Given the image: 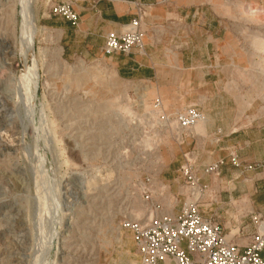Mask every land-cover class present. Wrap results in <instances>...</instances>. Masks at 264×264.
Here are the masks:
<instances>
[{"label":"rangeland","instance_id":"374dc122","mask_svg":"<svg viewBox=\"0 0 264 264\" xmlns=\"http://www.w3.org/2000/svg\"><path fill=\"white\" fill-rule=\"evenodd\" d=\"M24 1L35 26L26 65L19 50ZM44 2L0 0V264H129L111 246L130 243L120 223L144 214L138 182L148 176L157 189L169 184L170 200L182 202L179 183L158 181L182 156L168 137L148 153L130 136L121 144L100 140L118 132L119 112L133 110L137 84L104 61L63 56L54 33L36 21ZM224 3L240 8L234 26L245 57L229 84L264 115V34L254 27L264 9L252 0ZM243 218L238 229L224 230L228 240L243 242L242 229L253 231Z\"/></svg>","mask_w":264,"mask_h":264},{"label":"crops","instance_id":"0c3cea01","mask_svg":"<svg viewBox=\"0 0 264 264\" xmlns=\"http://www.w3.org/2000/svg\"><path fill=\"white\" fill-rule=\"evenodd\" d=\"M63 1L70 2L78 15L77 26L48 17V7ZM252 1L264 9V0ZM137 5L143 13L142 50L127 56L103 55L105 35L124 31L136 16ZM239 12V6L224 0H45L36 8L37 23L54 33L63 56L110 64L122 79L145 87L148 102L160 98L167 113L197 107L203 124H197L192 138L178 148L181 156L191 152L196 158L200 183L206 186L199 201L201 212L224 230L238 229L243 217L250 220L252 214L264 212V115L256 102H243L229 84L245 60L239 28L234 26ZM232 156L239 167L231 165ZM217 161L222 162L218 174H204L203 168ZM181 163L175 168L165 165L168 172L159 183L167 178L179 183L176 170ZM164 185L168 194L161 205L176 213L184 197L174 203L169 184ZM242 230L247 238L234 241L243 245L251 232ZM111 247L123 254L119 259L140 264L132 238Z\"/></svg>","mask_w":264,"mask_h":264},{"label":"built area","instance_id":"2783aa9c","mask_svg":"<svg viewBox=\"0 0 264 264\" xmlns=\"http://www.w3.org/2000/svg\"><path fill=\"white\" fill-rule=\"evenodd\" d=\"M256 10L259 12L253 14L263 13L260 9ZM142 15V10L137 5L136 16L124 31H111L105 35L103 55L127 56L134 49L142 50ZM48 17L63 19L72 26H77L79 22L78 15L67 1L50 5ZM254 27L264 34L263 22ZM137 86L132 96L133 110L129 113L119 112L114 118L118 124V132L109 136L102 133L101 135L106 136L100 140H107L111 136L121 144L130 136L134 146L146 153L153 150L165 137L178 147L185 145L192 138L194 127L203 118L197 107L186 106L167 113L160 98L156 97L148 102L145 87L140 84ZM119 147L126 152L123 146ZM230 163L233 167H239L233 156ZM221 165V161L211 163L203 168V172L208 175L218 174ZM245 168L251 170L254 167ZM197 173L196 158L191 152H184L176 177L181 191L185 190L186 195L183 196V191L179 194L184 197V201L176 213L171 212L172 208L164 209L161 205L162 198L168 194L165 187L161 185L157 189L148 176L138 182L144 214L137 219H123L120 227L130 233L140 264H264L261 256L264 250V212L250 216L253 231L245 244L228 240L222 226L205 217L200 210L199 201L206 186L200 183Z\"/></svg>","mask_w":264,"mask_h":264},{"label":"bare ground","instance_id":"6f19581e","mask_svg":"<svg viewBox=\"0 0 264 264\" xmlns=\"http://www.w3.org/2000/svg\"><path fill=\"white\" fill-rule=\"evenodd\" d=\"M29 4H30V2L26 1L23 5L22 10H21L22 11V21H21L22 24H21V29H20L21 33H20V37H19L20 38L19 50H20V57L23 60L24 64H25L26 60L28 59L27 55L31 54V52H32V47H33L32 40L34 37V28H35L34 23H33V18H32V10H31V7ZM24 82H25V80H24ZM36 86L37 85L34 86V90H35ZM202 122H203V118L201 121H199L198 124L200 125V123H202ZM172 199L174 200L173 197H172Z\"/></svg>","mask_w":264,"mask_h":264}]
</instances>
